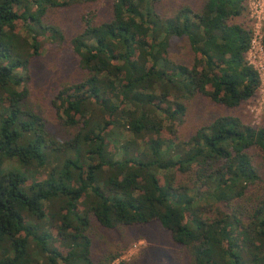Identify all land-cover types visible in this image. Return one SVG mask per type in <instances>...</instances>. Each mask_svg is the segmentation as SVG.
Returning <instances> with one entry per match:
<instances>
[{"label":"trees","instance_id":"16d2710c","mask_svg":"<svg viewBox=\"0 0 264 264\" xmlns=\"http://www.w3.org/2000/svg\"><path fill=\"white\" fill-rule=\"evenodd\" d=\"M170 1L110 0L94 20L98 0H0V264H113L124 247L96 232L149 224L186 264H264L246 0ZM73 8L75 26L55 21ZM45 43L75 58L52 114L31 93Z\"/></svg>","mask_w":264,"mask_h":264},{"label":"rangeland","instance_id":"374dc122","mask_svg":"<svg viewBox=\"0 0 264 264\" xmlns=\"http://www.w3.org/2000/svg\"><path fill=\"white\" fill-rule=\"evenodd\" d=\"M199 2L200 0H171L166 5L171 7L184 3L196 6ZM109 4L110 0H98L93 7L88 10L85 9L84 12L90 11V14L94 15V20H103L109 15ZM246 8L255 40L254 45L247 52L246 59L257 71L260 83L255 101L249 105L243 104L239 110L248 116L253 126L259 127L264 125V51L259 44L264 36V0H246ZM76 13L77 8H73L64 12L57 11L53 17L55 21L57 20L63 26L71 27L77 23L78 13ZM66 46L56 48L57 46L53 44L45 43L40 56L33 59L31 63L32 96L42 101L44 108L51 114L49 101L53 97L55 87L60 82L70 80L76 75L74 69L75 58L72 56L69 47ZM168 54L177 61H186L190 56V51L185 39L170 40ZM211 110L216 109L211 108ZM42 176H44L43 173L37 172L34 177L40 179ZM96 233L94 240L99 242L101 246L110 242L112 244L121 243L124 247L120 257L113 264L120 261L134 264H186L185 259H180L179 251L172 245L169 234L156 224L136 226L124 232L115 230L104 233V231L98 230ZM141 239L147 241V247L139 245L138 242Z\"/></svg>","mask_w":264,"mask_h":264},{"label":"clouds","instance_id":"9594fccd","mask_svg":"<svg viewBox=\"0 0 264 264\" xmlns=\"http://www.w3.org/2000/svg\"><path fill=\"white\" fill-rule=\"evenodd\" d=\"M138 243L140 246L147 247V241L144 239H141Z\"/></svg>","mask_w":264,"mask_h":264},{"label":"built area","instance_id":"2783aa9c","mask_svg":"<svg viewBox=\"0 0 264 264\" xmlns=\"http://www.w3.org/2000/svg\"><path fill=\"white\" fill-rule=\"evenodd\" d=\"M262 39V38H261ZM254 43H255V40H254V32H253V39H252V44H251V48H252V46L254 45ZM259 44H260V46H261V40L259 41ZM250 48V49H251ZM261 49H262V47H261ZM250 51V50H249ZM257 72V71H256ZM258 74V73H257ZM259 77V76H258ZM259 83H260V80H259Z\"/></svg>","mask_w":264,"mask_h":264}]
</instances>
